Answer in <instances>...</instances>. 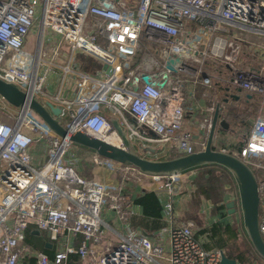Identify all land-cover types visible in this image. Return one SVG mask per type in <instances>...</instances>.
Masks as SVG:
<instances>
[{"label":"built area","instance_id":"2783aa9c","mask_svg":"<svg viewBox=\"0 0 264 264\" xmlns=\"http://www.w3.org/2000/svg\"><path fill=\"white\" fill-rule=\"evenodd\" d=\"M48 35L60 40L47 48ZM242 43L259 53V66L245 65ZM176 58L175 70L168 69L167 62ZM145 74L151 75L150 83L143 80ZM0 78L28 96L17 107L0 95V264H68L70 254L79 256V264H163L165 257L169 264H220L224 250L205 248L193 224L175 216V201L191 196L196 188L192 176L205 165L227 174L233 214L248 236L238 185L226 167L210 163L171 174L144 173L56 133L30 107V98L38 96L43 104L61 108L59 121L66 119L70 132L105 141L115 134L125 149L104 110L119 117L133 148L156 149L158 144L187 153L206 148L218 111L212 147L237 156L256 174L264 237V0H0ZM162 81L165 85L158 86ZM187 83L218 89L198 139L183 127ZM70 86L72 96L66 95ZM249 94L259 97V110L229 126L231 137L223 136L220 116L229 113L232 101ZM87 152L94 153L95 165L116 166L123 180H131L129 173L137 169L138 179L153 185L168 225L155 236L133 228L125 184L106 185L100 172L83 174L79 168ZM105 211L116 214L126 233L114 230ZM30 228L47 231L59 243L54 259L27 243ZM78 236L80 244L73 245Z\"/></svg>","mask_w":264,"mask_h":264},{"label":"crops","instance_id":"0c3cea01","mask_svg":"<svg viewBox=\"0 0 264 264\" xmlns=\"http://www.w3.org/2000/svg\"><path fill=\"white\" fill-rule=\"evenodd\" d=\"M36 28L33 29L31 35L29 36L27 48L29 50L33 49L34 41L36 40ZM87 65H84L82 67H86ZM51 82H55L54 78H51ZM50 86H53L50 85ZM53 93H57V90L52 88ZM218 89L210 88L204 84H198L195 88L192 87L191 84L187 83L185 86V93H186V100L184 102V115H183V127L185 130H188L192 132L195 136V138H201L202 137V128L201 123L203 119L210 115L211 113L208 111V108L211 107L217 100H215V94L218 93ZM74 92V86H70L67 89L66 95L72 96ZM259 97L257 95H251V97H248L247 95H244L242 99L239 102L232 101L228 108L229 113L227 112L225 115L220 116V119H222L221 122H223L222 128L220 130L221 134L223 135L225 130V127H227L230 123L231 126L235 124L236 120L240 119L242 116H245L244 114H247L249 117H253L256 114V110H259ZM104 114L110 118L111 121H117L120 120L118 116L113 115L111 112H108V110H104ZM125 116H128V118H131L130 115L127 113ZM233 118V120H231ZM226 123V125L224 124ZM225 135H227L225 133ZM241 145V144H240ZM239 145V146H240ZM167 149L163 150V146L159 149L153 148L155 151H153V155H151L154 158H151L153 160H165V159H156L160 158L163 155L170 154L171 148L170 146H166ZM135 148V147H134ZM170 148V149H169ZM139 154L142 155V151L146 152V155L148 152L146 150H142L139 147L135 148ZM152 152V151H151ZM168 152V153H167ZM150 154V153H148ZM34 157H39L38 150H33ZM94 153L93 152H87L85 153L86 159L82 162V166H80V171L86 174V170H92L91 172H88V176H93L94 172H100L101 173V180L106 182V184H116L117 182H123L125 184L124 193L127 194V196L130 198L128 199L132 205L134 214L130 217V225L135 229H142L144 232L151 236H155L157 233L161 232L162 229H164L168 225V221L164 219L163 217V205L161 201L159 200L161 204V216L159 217H153V216H147L144 213V209L142 205L137 203V200L146 192H154L152 188V184L142 185L139 182H132L131 180H123L120 178L118 173H116L115 170H112L110 168H105L103 166L95 165L92 162V157ZM144 156V155H142ZM147 158V156H145ZM209 169H213L216 172L224 174L226 181L223 185V195L222 200L218 203L207 199V198H201L200 201L196 203V197H195V191L192 192L191 196L184 200L180 198L178 201H175V216L178 221H184V222H190L194 226V230L196 231L197 237L203 242V245L207 249L211 248H220L215 245V242H217L220 238V236L227 237V233L225 231L226 228L232 227L234 231L238 234V239L240 241L244 242V233H243V226L241 224L240 218L238 215L230 214L228 212V208L226 207V202L234 200V193L229 189L226 188V184L228 182L227 174L224 172H220L216 167L205 165L200 167L195 174L192 176V179L195 183V180L200 176V174L203 171H207ZM208 176V174L206 175ZM196 185V183H195ZM155 193V192H154ZM156 194V193H155ZM157 196V195H156ZM159 199V198H158ZM261 214L264 215V207L261 209ZM104 219L107 222H110V224L114 227V230H118L121 233H126L124 223L120 221L114 212H107L105 211L103 213ZM107 231H110L108 227L104 226ZM216 227L218 231L220 232L218 235L213 236L212 229ZM31 231L35 234V236H40V233H37V230L30 228L28 232ZM27 232V233H28ZM47 232V231H46ZM111 233V232H110ZM245 236V235H244ZM246 241H248V244L252 250V254L249 255V260L241 262L238 261V264H264V259L256 252L250 238L246 235ZM81 242V236H78L72 240L73 245H79ZM71 243V242H70ZM45 245L49 252L47 253L51 259H54L55 254L57 250L59 249L60 245L58 242L52 241L50 239V236L47 232V237L45 239ZM223 249L226 254L228 253L227 248H220ZM44 252V251H43ZM79 256L77 254H70L68 264H79ZM30 260L29 264L31 263ZM163 264H169L167 258H163L161 261ZM35 264V261L33 262Z\"/></svg>","mask_w":264,"mask_h":264},{"label":"water","instance_id":"95a60500","mask_svg":"<svg viewBox=\"0 0 264 264\" xmlns=\"http://www.w3.org/2000/svg\"><path fill=\"white\" fill-rule=\"evenodd\" d=\"M105 7L112 8L113 4L106 3ZM171 59L167 62V68L175 70V63L179 62ZM168 73H164V78ZM143 80L146 83L151 82V75H143ZM165 81L158 83V86L163 87ZM240 90V89H239ZM0 95L3 96L14 106H22L27 100L26 92L22 91L17 85L9 83L0 78ZM236 100L240 99L239 95H233ZM248 97H251L249 94ZM227 101V99H225ZM30 107L38 113V115L53 129L56 133L64 138L95 150L99 155L115 160L119 163H131L140 171L148 174H171L174 172L185 171L193 167L215 163L226 167L232 172L238 185L241 209L243 214L244 227L248 236L258 254L264 259V237L260 231V194L259 183L256 174L243 160L229 153L214 150L212 142L214 139L215 129L219 117L218 111L214 115L213 125L208 137L206 148L202 151L187 153V150L179 148V156L165 159L152 160L139 154L126 138L122 126L118 121H112L114 128L124 139L127 149L116 146L108 141L102 140L84 131L70 132L60 121L59 115L61 108L55 106L51 102L43 104L40 100L31 97ZM253 122L250 121L249 124ZM226 125V123H224ZM147 151H155L153 148H147ZM228 212L233 214L236 212L235 201L226 202ZM40 233V231H37ZM220 264H238L237 259L229 257L225 251L222 252Z\"/></svg>","mask_w":264,"mask_h":264},{"label":"trees","instance_id":"16d2710c","mask_svg":"<svg viewBox=\"0 0 264 264\" xmlns=\"http://www.w3.org/2000/svg\"><path fill=\"white\" fill-rule=\"evenodd\" d=\"M176 155L174 157H177ZM171 157V158H174ZM168 158V159H171ZM208 174V176H206ZM226 181L225 175L221 173H217L216 170L209 169L207 171H203L200 176L195 180L196 188H195V199L196 203L201 200V198L210 199L216 203L222 200L223 195V185ZM137 203L142 205L144 209V213L147 216L159 217L161 215V204L159 202L158 197L154 192H146L137 200ZM227 233V237L220 236L219 240L215 242V245L220 248H227V255L231 258H235L240 260L241 262L249 260V255L252 254V250L249 244L244 240L243 246L244 248H240L239 245H236L238 234L232 229V227H228L225 229ZM213 236L218 235L220 232L216 227L212 229ZM35 234L29 231L27 233V238L29 242H34ZM37 248L44 252H49L45 244H36ZM35 261V260H34ZM31 261L30 264H34Z\"/></svg>","mask_w":264,"mask_h":264},{"label":"rangeland","instance_id":"374dc122","mask_svg":"<svg viewBox=\"0 0 264 264\" xmlns=\"http://www.w3.org/2000/svg\"><path fill=\"white\" fill-rule=\"evenodd\" d=\"M38 27H36V35H35V37L37 36V33H38ZM60 40V37L59 36H51V35H48L46 38H45V45H46V47L48 48V47H52V46H54L56 43H58V41ZM260 41H263V39H260ZM99 43L102 45V46H105V47H108L109 46V41L107 40V39H100L99 40ZM242 45H243V51H242V53H240V58L241 59H243V62L245 63V65L247 64H249V65H251V66H254V67H257V66H259V64H260V62H261V60L260 59H257V57H255V56H259V53H257V52H255V49L254 48H252V46L251 45H249V44H244V43H242ZM33 46H34V44H33ZM34 48V47H33ZM38 98V100H40V101H42L41 100V98L38 96L37 97ZM245 116H248L247 114H244ZM231 120H233V118H231ZM66 123H67V120L66 119H62V124L63 125H66ZM229 126L231 127V123L227 126V127H225V130L226 131H224L223 133V136H225V137H231V135H232V133H231V131L230 130H228V128H229ZM234 125H232V127H233ZM225 133L227 134V135H225ZM156 146V149H158L159 148V145L158 144H155ZM160 147H162V145H160ZM148 153H150V154H148ZM147 153V155H148V157H149V159H151V158H154V157H152L151 155H153V152H148ZM168 153V152H167ZM142 155H144V156H147L146 155V152H144V151H142ZM176 155H179V153H178V151H177V149L176 148H173L172 150H171V152H170V154H168V155H163V156H161L160 158H156V159H168V158H171V157H174V156H176ZM155 159V158H154ZM153 160V159H152ZM92 170H86V174H87V176H88V172H91ZM121 171V170H120ZM130 172V171H129ZM120 173V172H119ZM97 174H98V172H94V174H93V176H97ZM130 174V176H131V181L132 182H139L140 184H142V185H147V184H151L150 182H145V181H142V180H139L138 179V175H134V174H132V173H129ZM141 177H143V176H141ZM127 180H129V179H126V182H127ZM46 237H47V232L46 231H42L41 232V235L40 236H35L34 237V242H29L28 240H27V243L28 244H30V245H32L33 247H35L36 249H38V250H40L39 248H37V246H36V244H45V239H46ZM243 237H244V240L246 241V237L243 235ZM236 242V245H239V247L240 248H244L245 246H243V244H244V242L243 241H240V240H237V241H235ZM247 243H248V241H246ZM42 251V250H41Z\"/></svg>","mask_w":264,"mask_h":264},{"label":"bare ground","instance_id":"6f19581e","mask_svg":"<svg viewBox=\"0 0 264 264\" xmlns=\"http://www.w3.org/2000/svg\"><path fill=\"white\" fill-rule=\"evenodd\" d=\"M175 110L177 111V110H179V107H175ZM106 140L108 141V142H110V143H112V144H114V145H116V146H119L120 144H121V138L119 137V136H117V135H112V136H110V137H107L106 138ZM111 164H113L114 165V163H116V162H114V161H109ZM112 165V166H113ZM109 168V167H108ZM115 168H116V166H115ZM112 169V170H117V168L116 169ZM135 168V167H134ZM111 169V168H110ZM136 169V168H135ZM130 173H132V174H134V175H141L138 171H137V169L135 170V171H131ZM105 184H106V182H105ZM107 185V184H106Z\"/></svg>","mask_w":264,"mask_h":264}]
</instances>
